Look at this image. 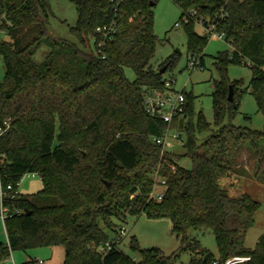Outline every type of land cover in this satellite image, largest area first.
Instances as JSON below:
<instances>
[{
    "label": "trees",
    "instance_id": "16d2710c",
    "mask_svg": "<svg viewBox=\"0 0 264 264\" xmlns=\"http://www.w3.org/2000/svg\"><path fill=\"white\" fill-rule=\"evenodd\" d=\"M73 1L78 10L71 28L76 42L50 38L51 0H0V32L10 37L0 38L5 66L0 174L11 213L4 222L8 243L0 244V260L15 251L63 246L64 264H177L186 251L199 254L189 264H225L234 257H250L244 264H264V237L255 249L246 246L261 204L248 193L232 196L220 183L238 169L249 174L237 167L247 149L256 163L254 177L264 184V128L233 124L248 89L227 75L228 62L249 64L250 90L264 115V0L176 1L181 9L194 7L211 18L223 11L218 30L232 46L231 56L216 57L221 80L213 92V124L202 111L194 122L192 97L186 94L183 153L163 151L154 137L166 124L143 109V88H161L160 69L168 65L169 70L177 62L173 55L159 69L151 64L158 42L151 4L157 0H124L117 11L109 0ZM113 21L117 33L103 59L90 40L98 26ZM194 26L185 25L188 56H199L204 66L208 36L198 35ZM43 45L50 52L37 63L33 55ZM126 68L135 71L134 81L126 77ZM184 159L191 166L182 164ZM157 170L166 180L162 200L154 196ZM28 173L40 174L43 181L33 197L19 192ZM12 193L17 197L12 199ZM15 209L22 213L15 214ZM142 214L171 221L181 242L178 252L143 249L133 237L130 248L138 258L117 247L104 254L111 232ZM203 229L214 234L219 257L191 238L192 230Z\"/></svg>",
    "mask_w": 264,
    "mask_h": 264
},
{
    "label": "rangeland",
    "instance_id": "374dc122",
    "mask_svg": "<svg viewBox=\"0 0 264 264\" xmlns=\"http://www.w3.org/2000/svg\"><path fill=\"white\" fill-rule=\"evenodd\" d=\"M152 11L154 13L155 33L158 36L157 50L155 58L151 63L152 66L155 69H159L169 57L173 55L177 56L175 66L166 71L164 78L173 77L176 80V89L180 91L184 90L186 94L192 97L195 123L198 120L199 113L202 111L205 119L213 124L215 120L213 92L215 82L221 80V75L216 67V57L222 53H227L231 56L232 46L225 39L219 37L208 38L202 53L204 55L203 69H190L188 68L189 38L183 23L182 9L179 4L175 0H157V4L153 6ZM199 16L205 17V15L201 14ZM77 20L78 10L73 0H51V12L48 18V31L51 39L76 42L71 28L76 26ZM177 23L180 26H176ZM194 30L198 35L206 36L204 28L199 23H195ZM0 38L7 41L10 40V37L6 34H2ZM49 52L50 49L46 45H43L33 55L34 61L37 63L45 61ZM227 67L229 79L232 81L242 80L243 88L248 89L242 98L240 113L233 120V124L249 129L262 130L264 128V115L259 111L257 101L250 90L253 73L249 64L228 62ZM125 73L130 81L136 79V73L133 69L126 68ZM4 77L5 66L0 54V81ZM246 116H249L250 119L246 118ZM203 138L204 136H201V140ZM166 149L172 153H183L185 150L183 146L178 145L174 141L168 142ZM242 156H246L245 158H247V162L243 159L241 163L248 164L247 169L249 174L245 175L240 173V171H238L239 173H231L232 178L241 176L243 181L244 178L246 179L245 184L241 188H245L244 192H233L235 193L233 195L239 196L243 193H248L261 204L260 209L255 215V225L249 229L246 238V246L249 249H255L259 240L264 237V185L258 183V180L254 177L256 163L250 152L245 149L242 151ZM182 164L191 166L190 162L185 159L182 160ZM42 189L43 181L38 173L24 175L19 186V192L29 197H33ZM40 201L37 202L41 203ZM121 225L129 229V235L122 242L121 250L132 258L139 257L138 253L130 248V240L133 237L137 238L141 248L157 247L166 255L178 252L181 247L180 240L172 233V223L169 219H149L145 214H142L140 216H130L127 223ZM190 236L192 239L199 241L202 248L213 253L215 257H219L216 238L211 230H192ZM111 237H115L114 232H111ZM7 243L8 236L5 223L0 216V244L6 245ZM15 252L18 254L26 253L24 251ZM28 254L45 259L46 264H64L65 261V248L63 246L30 250ZM198 255L191 251L183 252L180 254L177 264H189ZM15 256L17 255L15 254ZM9 258H11V255ZM16 263L19 264L20 262ZM1 264H13V261L5 260Z\"/></svg>",
    "mask_w": 264,
    "mask_h": 264
},
{
    "label": "built area",
    "instance_id": "2783aa9c",
    "mask_svg": "<svg viewBox=\"0 0 264 264\" xmlns=\"http://www.w3.org/2000/svg\"><path fill=\"white\" fill-rule=\"evenodd\" d=\"M117 11L124 0H109ZM180 1V0H175ZM183 23L184 25L189 24L190 22L199 23L203 28L205 34L210 37H219L225 39L223 32L218 30L219 22L222 21L226 14L221 11L220 14L211 18L210 16H199V10L197 8H183ZM200 18V19H199ZM176 26H180L178 23ZM117 33V23L113 21L110 24L98 26L95 29L94 35L91 37V45L94 53L101 57L105 58L104 49L111 42ZM3 33L0 32V36ZM203 64L199 56H189L188 68L190 69H203ZM176 80L173 77L164 78V84L161 88H143V109L146 114L161 120L166 124L164 131L154 137V141L163 148V151H166L168 142L174 141L180 146H184L186 141V135L184 129L181 127V121L187 118V96L184 90L180 91L176 89ZM185 123V122H184ZM2 130L0 131V135ZM4 158L3 154H0V162ZM154 180L156 184V192L154 196L158 200H162L165 192L166 180L163 179L159 171H155ZM1 174H0V197H1V217L3 221L11 216L10 209L5 205V198L7 192L3 189L1 183ZM20 186V184H19ZM11 198L14 199L17 197L16 193H12ZM15 214L22 213V210L15 209ZM129 235V229L125 226H120L115 233V237L109 241L103 248L102 252L104 254L111 251L114 247L121 249V244L126 237ZM136 259V258H134ZM250 257H234L225 262V264H244L249 261ZM1 263V260H0ZM31 264H46L43 259L34 258L30 261ZM213 264H219L218 261L213 262Z\"/></svg>",
    "mask_w": 264,
    "mask_h": 264
},
{
    "label": "crops",
    "instance_id": "0c3cea01",
    "mask_svg": "<svg viewBox=\"0 0 264 264\" xmlns=\"http://www.w3.org/2000/svg\"><path fill=\"white\" fill-rule=\"evenodd\" d=\"M246 156H242L241 155V157L239 158L240 159V162H239V164H238V168H242V167H244L247 171H248V169H247V167H248V164L246 163V164H242L241 163V161L243 160V159H245V161L247 162V158H245ZM243 169H238L235 173H239L238 171H240V173H242L243 174V171H242ZM245 175H247V174H245ZM236 177V178H235ZM235 177H231V175L230 176H227V177H225V178H222L221 179V181H220V183H221V185L223 186V187H225L228 191H229V193L232 195V196H234L233 194H235V193H233V192H244L243 190H245V188L244 189H241L242 187H243V185L245 184V178H244V181L242 180V177L241 176H235ZM234 179V180H233ZM223 181V182H222ZM240 181V182H239ZM239 182V183H238ZM243 182V184L241 185V183ZM258 183H260V184H262V185H264L263 183H261V182H259L258 181ZM237 185H239V186H237ZM235 189V190H234ZM15 254L17 255V256H15ZM34 258H38V257H36V256H32V255H29L28 254V252H26L25 254H18L17 252H12V254H11V258H7V259H5V260H12L13 261V264H18V263H16V262H20L19 264H29L30 263V261L32 260V259H34ZM5 260H1V263L3 262V261H5ZM44 261H45V263H46V260L45 259H43ZM0 263V264H1Z\"/></svg>",
    "mask_w": 264,
    "mask_h": 264
},
{
    "label": "water",
    "instance_id": "95a60500",
    "mask_svg": "<svg viewBox=\"0 0 264 264\" xmlns=\"http://www.w3.org/2000/svg\"><path fill=\"white\" fill-rule=\"evenodd\" d=\"M151 5L154 6V3H152ZM167 69H168V65L163 66L160 69V73L161 74H165L166 71H167ZM229 100L230 101H233L234 100V90H233V86H230Z\"/></svg>",
    "mask_w": 264,
    "mask_h": 264
}]
</instances>
